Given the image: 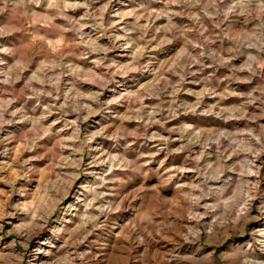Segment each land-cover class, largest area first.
<instances>
[{"label":"rangeland","instance_id":"obj_1","mask_svg":"<svg viewBox=\"0 0 264 264\" xmlns=\"http://www.w3.org/2000/svg\"><path fill=\"white\" fill-rule=\"evenodd\" d=\"M0 264H264V0H0Z\"/></svg>","mask_w":264,"mask_h":264}]
</instances>
